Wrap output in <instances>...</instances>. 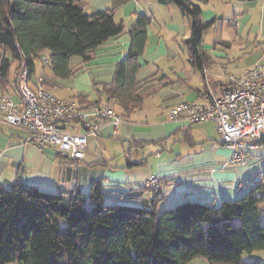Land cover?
<instances>
[{
    "label": "crops",
    "instance_id": "crops-1",
    "mask_svg": "<svg viewBox=\"0 0 264 264\" xmlns=\"http://www.w3.org/2000/svg\"><path fill=\"white\" fill-rule=\"evenodd\" d=\"M194 2L202 9V20L214 22L203 33L202 49L208 61L203 70L196 69L190 59L186 40L191 35V21L177 6L160 5L156 0H81L87 14L112 10L127 32L140 16L151 19L137 75L144 104L128 115L113 104L124 118L118 138L112 137L111 126L100 137L90 136L85 158L76 166L52 148L26 143L24 130L5 124L0 110V184H22L69 199L77 191L88 194L97 181L103 186L122 185L127 193L149 177L159 176L163 182L159 209L164 210L184 201L218 207L224 201L237 200L263 180L264 148L251 152L246 165L224 170L232 151L223 144L216 124L187 125L166 119V109L183 102H202L208 86L220 93L231 75L264 64V0ZM130 46L126 33L101 45L86 63L72 58L73 75L66 79L53 74L47 51L40 60L45 58L51 75H38L36 64L32 84L42 77L48 90L70 93L60 97L51 91L60 99L84 96L89 103L106 101L117 65L128 56ZM14 64L12 85L5 93L17 102L14 77L19 62ZM146 196L153 198L149 192Z\"/></svg>",
    "mask_w": 264,
    "mask_h": 264
},
{
    "label": "trees",
    "instance_id": "trees-1",
    "mask_svg": "<svg viewBox=\"0 0 264 264\" xmlns=\"http://www.w3.org/2000/svg\"><path fill=\"white\" fill-rule=\"evenodd\" d=\"M156 1L177 6L190 19L186 45L193 65L203 70L208 64L203 33L214 22L202 20L194 0ZM150 24L142 15L127 32L112 10L87 14L81 0H0V92L12 85V65L20 54L32 77L36 61L50 52L53 74L66 79L73 75L72 58L86 63L101 45L128 33V56L106 92V101L128 115L144 104L137 75ZM77 100L94 104L84 96ZM262 179L220 207L184 201L164 210L159 209L161 193L143 185L125 193L122 185L97 181L88 194L77 191L66 199L22 184H0V264H190L201 258L210 264H246L244 254L264 251Z\"/></svg>",
    "mask_w": 264,
    "mask_h": 264
},
{
    "label": "built area",
    "instance_id": "built-area-1",
    "mask_svg": "<svg viewBox=\"0 0 264 264\" xmlns=\"http://www.w3.org/2000/svg\"><path fill=\"white\" fill-rule=\"evenodd\" d=\"M30 74L28 61L20 54L15 76L17 102L7 92H0L4 123L24 130L26 143L52 148L76 166L85 158L90 136L100 137L111 126L112 137L118 138L124 118L107 101L85 106L77 99H60L47 89L42 77L33 85ZM207 88L202 102L170 107L166 119L187 125L216 124L223 144L232 151L222 169L234 170L248 163L251 152L264 148V64L231 75L220 93ZM161 181L159 176H151L143 187L159 193Z\"/></svg>",
    "mask_w": 264,
    "mask_h": 264
},
{
    "label": "rangeland",
    "instance_id": "rangeland-1",
    "mask_svg": "<svg viewBox=\"0 0 264 264\" xmlns=\"http://www.w3.org/2000/svg\"><path fill=\"white\" fill-rule=\"evenodd\" d=\"M231 31H229L230 33ZM234 33V32H233ZM232 33V34H233ZM251 61V60H250ZM36 64H37V74L40 75L42 74L43 72H45V74L47 75H51V70H50V67L48 65H46L43 61L41 60H37L36 61ZM246 64L248 65V62H246ZM241 65H244V63H242ZM14 67H15V64L13 65L12 67V73H14ZM38 75H36V79L38 78ZM50 91V90H49ZM55 95L57 96H60V97H63L65 95H67V93L69 92H59V91H53L51 90ZM70 94V93H69ZM117 109V108H116ZM118 110V109H117ZM121 144V143H120ZM264 151V150H263ZM155 156H153L154 158ZM253 164H258V162H253ZM145 168V167H144ZM145 170V169H144ZM162 181H161V185H162ZM162 188V187H161ZM249 188V187H248ZM247 188V189H248ZM161 192V189L160 191ZM158 194V193H156ZM241 197V196H240ZM239 197V198H240ZM238 199V198H237ZM222 204V203H221ZM220 204V205H221ZM220 205L218 207H220ZM261 210L264 212V203L261 204ZM255 261H261L264 263V251H256V252H253L251 254H244L243 256V262L246 263V264H250L251 262H255ZM190 264H210L208 262L207 259H196V260H193Z\"/></svg>",
    "mask_w": 264,
    "mask_h": 264
}]
</instances>
